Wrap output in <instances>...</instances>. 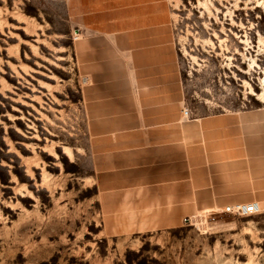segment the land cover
Masks as SVG:
<instances>
[{
	"label": "rangeland",
	"instance_id": "374dc122",
	"mask_svg": "<svg viewBox=\"0 0 264 264\" xmlns=\"http://www.w3.org/2000/svg\"><path fill=\"white\" fill-rule=\"evenodd\" d=\"M143 17L177 66L183 119L264 107V0H0V264H264V200L104 227L85 76L132 61Z\"/></svg>",
	"mask_w": 264,
	"mask_h": 264
},
{
	"label": "crops",
	"instance_id": "0c3cea01",
	"mask_svg": "<svg viewBox=\"0 0 264 264\" xmlns=\"http://www.w3.org/2000/svg\"><path fill=\"white\" fill-rule=\"evenodd\" d=\"M138 20L127 25L132 61L100 63L83 89L106 231L171 229L202 210L259 206L264 107L183 119L177 66L169 47L155 44L162 29Z\"/></svg>",
	"mask_w": 264,
	"mask_h": 264
},
{
	"label": "built area",
	"instance_id": "2783aa9c",
	"mask_svg": "<svg viewBox=\"0 0 264 264\" xmlns=\"http://www.w3.org/2000/svg\"><path fill=\"white\" fill-rule=\"evenodd\" d=\"M223 210L227 213L236 215V216H246L256 212V206L254 203L241 204L236 203L233 205H226Z\"/></svg>",
	"mask_w": 264,
	"mask_h": 264
}]
</instances>
